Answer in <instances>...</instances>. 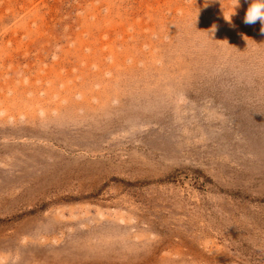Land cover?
Masks as SVG:
<instances>
[{"label":"rangeland","instance_id":"rangeland-1","mask_svg":"<svg viewBox=\"0 0 264 264\" xmlns=\"http://www.w3.org/2000/svg\"><path fill=\"white\" fill-rule=\"evenodd\" d=\"M249 2L0 0V264H264ZM51 81L97 116L18 107Z\"/></svg>","mask_w":264,"mask_h":264},{"label":"bare ground","instance_id":"bare-ground-1","mask_svg":"<svg viewBox=\"0 0 264 264\" xmlns=\"http://www.w3.org/2000/svg\"><path fill=\"white\" fill-rule=\"evenodd\" d=\"M57 85L58 83H56V81H51L48 86L42 83L39 86L32 85L27 89L22 87V92L19 91L17 87L15 93L17 97L15 99H17L18 107L28 109L30 105L32 107L38 105L41 110L49 111L50 113L55 112L58 115L70 113L71 111L76 117L81 113H84L83 117L97 116L98 107L90 100V87L86 82H82L79 85L76 84L74 87L70 88V91H78L76 94H79L80 97L77 101L75 100L76 98L73 92H71V95L69 93L70 96L66 97L65 100L58 98L53 92ZM66 89L68 91V87H66ZM91 96H98L99 100L101 93L91 89ZM63 103H65L66 106L63 105ZM85 113H88V115L85 116ZM72 114L71 118H73Z\"/></svg>","mask_w":264,"mask_h":264},{"label":"clouds","instance_id":"clouds-1","mask_svg":"<svg viewBox=\"0 0 264 264\" xmlns=\"http://www.w3.org/2000/svg\"><path fill=\"white\" fill-rule=\"evenodd\" d=\"M237 7H239V0H237ZM260 22L262 25L261 32H264V0H250L246 10L243 22L246 25H253Z\"/></svg>","mask_w":264,"mask_h":264}]
</instances>
